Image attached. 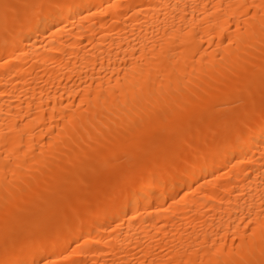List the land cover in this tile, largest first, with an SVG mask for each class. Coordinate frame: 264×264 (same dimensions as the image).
Masks as SVG:
<instances>
[{
	"label": "bare ground",
	"instance_id": "1",
	"mask_svg": "<svg viewBox=\"0 0 264 264\" xmlns=\"http://www.w3.org/2000/svg\"><path fill=\"white\" fill-rule=\"evenodd\" d=\"M257 96L264 0H0V264H264ZM184 128L51 225L92 171Z\"/></svg>",
	"mask_w": 264,
	"mask_h": 264
},
{
	"label": "rangeland",
	"instance_id": "2",
	"mask_svg": "<svg viewBox=\"0 0 264 264\" xmlns=\"http://www.w3.org/2000/svg\"><path fill=\"white\" fill-rule=\"evenodd\" d=\"M8 27V26H7ZM7 27H5V28H7ZM4 28V29H5ZM264 96L263 97H256V99L255 100H258V102H255V104L256 103H258V105H259V101H260V99H262V101L261 102H264ZM233 101H235V102H233ZM238 101H239V103H238ZM243 101H241V100H237V99H235V98H230V99H228V100H226L224 103H222V104H219V106H217L218 107V109H220L221 110V112L224 114V115H226V116H229V115H233L235 112H237L241 107H242V105H243ZM224 104H226V105H224ZM257 105V104H256ZM224 106V107H223ZM240 106V107H239ZM236 107V108H235ZM258 107V106H257ZM228 110V111H227ZM196 117H191L190 118V120H189V124H188V126L187 125H185L186 126V129H194L195 128V126H194V124H195V122H196ZM194 122L193 124L192 123H190V122ZM190 124H192L191 126H190ZM196 125V124H195ZM194 126V127H193ZM187 133H185V128L183 129V130H176V132H173L172 133V137L170 138L169 136H167V137H165V139L163 140V139H157V140H155L154 142H153V144L154 145H148V147H149V149H148V147H146V156L145 157H143V158H138V159H135V158H130L129 156H124L123 155V157L121 156V157H119L118 158V160L117 161H115V163L114 164H111V165H109V166H106V167H102V168H99V170H98V168L97 169H95L94 171H92L90 174H89V176L91 177V181H89V182H84L83 184H84V186L81 184V185H79L75 190H73V191H70V192H68V194H67V198H66V202L64 203L65 205H64V207H65V211L63 212L62 210L61 211H58L57 213L55 212V213H51V215H50V223H51V225H53V224H55V223H59V222H61V220H63L64 219V217L69 213V212H71L76 206H78V205H80V202H82V201H85L84 203L86 204V205H88V204H92L95 200H98L101 196H102V194H104L106 191H108L109 189L108 188H112V187H110V185L112 186V185H114V186H117V185H115L116 184V182L117 183H119L118 182V180H120V179H118L119 177L118 176H120V178H122V179H124L123 177H121L122 175H124V174H126V170H128V169H130V170H128L127 171V173H129V171H130V173L129 174H127V175H125V176H127V178H125L124 180H122L121 182H123V181H125V180H127L128 178H129V176L137 169V167L138 166H141L142 164H143V161L145 160V161H147V159H148V157L149 156H151L152 155V157H150V159H149V161H148V163L149 162H151V160H152V158L154 157L155 158V160H160L161 158H163L164 156H166V155H169V154H171L172 152L174 153V152H176V151H178V150H180L181 148H183L184 147V145H188V144H186V142L188 143V138L186 137L187 135H186ZM169 137V138H168ZM186 137V138H185ZM187 139V140H183V139ZM169 139V140H168ZM181 139H182V141H181ZM163 140V141H162ZM170 141V142H169ZM176 143H175V142ZM178 141V142H177ZM164 143V144H163ZM161 145H163V146H161ZM165 145H167V146H165ZM182 146V147H181ZM157 147V148H156ZM162 148H164V149H162ZM171 150V151H170ZM149 155V156H148ZM162 156V157H161ZM153 158V159H154ZM121 159V160H120ZM125 159V160H124ZM127 159V160H126ZM131 159V160H130ZM144 161V162H145ZM139 162H141L140 164H139ZM125 163H127V164H129L128 166L129 167H126V165L127 164H125ZM119 164V165H118ZM121 164V165H120ZM123 164H124V167H123ZM137 164V165H136ZM139 164V165H138ZM117 165L119 166V168L117 167ZM70 167H73V165H71ZM111 168V169H110ZM113 168V169H112ZM125 168H128V169H125ZM107 170V171H105V170ZM109 169V170H108ZM117 169V170H116ZM120 169H123L124 170V172H123V170H121L122 172H120L119 173V170ZM135 169V170H134ZM102 171H103V173L105 172V174H103V175H101L102 174ZM113 171H115V172H113ZM118 171V172H117ZM133 171V172H132ZM95 172V173H94ZM101 173V174H100ZM112 173V174H111ZM98 174H100V176H102V177H100L99 178V175ZM113 175V176H110V175ZM95 175H96V178H95ZM118 175V176H117ZM103 176H105V177H103ZM124 176V177H125ZM110 177H112V178H110ZM109 178V179H108ZM117 178V179H116ZM98 179H101L100 181H102L103 183H101V184H99L100 183V181L98 180ZM109 180H112L111 182H112V184H109V183H111ZM116 182H115V181ZM92 182V183H91ZM109 182V183H108ZM115 182V183H114ZM90 183H91V185H90ZM97 183H98V185H97ZM104 183H107L106 185L104 184ZM104 184V185H103ZM120 184V183H119ZM118 184V185H119ZM102 185V186H101ZM81 186H83V187H81ZM89 186H92V187H89ZM95 186V187H94ZM88 187V188H87ZM104 187V188H103ZM82 188V189H81ZM90 188V189H89ZM103 189V190H101V189ZM89 189V190H88ZM98 189V190H97ZM88 190V191H87ZM83 191H86V193L85 192H83ZM93 191V192H92ZM97 191V192H96ZM92 194H91V193ZM102 194H101V193ZM78 193H82V195L84 196H82V195H80V194H78ZM87 194V195H86ZM100 194V195H99ZM86 195V196H85ZM69 197V198H68ZM82 197V198H81ZM89 197V198H88ZM98 197V198H97ZM90 198H93V199H90ZM88 199H90V200H88ZM81 200V201H80ZM93 200V201H92ZM89 201V202H88ZM92 202V203H91ZM69 203V204H68ZM88 203V204H87ZM68 204V205H67ZM66 206H67V208H66ZM71 210V211H70ZM67 211V213H65ZM56 214H62L61 216H63L62 218L61 217H57V216H60V215H56ZM64 214V215H63ZM56 218V219H55ZM59 219V220H58ZM52 221V222H51ZM55 222V223H54ZM27 230L28 229H26V230H22L18 235L20 236V235H22V234H25L26 232H27ZM23 232V233H22ZM11 239H12V236L11 235H5V236H0V248H2L3 247V245L5 246V245H7L10 241H11ZM8 243H7V242Z\"/></svg>",
	"mask_w": 264,
	"mask_h": 264
}]
</instances>
